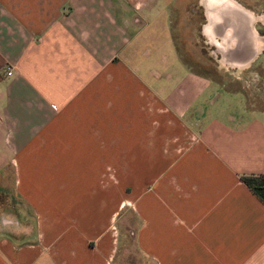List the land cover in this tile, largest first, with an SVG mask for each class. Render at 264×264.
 <instances>
[{
    "label": "crops",
    "instance_id": "0c3cea01",
    "mask_svg": "<svg viewBox=\"0 0 264 264\" xmlns=\"http://www.w3.org/2000/svg\"><path fill=\"white\" fill-rule=\"evenodd\" d=\"M261 59L238 0H0V264H264Z\"/></svg>",
    "mask_w": 264,
    "mask_h": 264
},
{
    "label": "rangeland",
    "instance_id": "374dc122",
    "mask_svg": "<svg viewBox=\"0 0 264 264\" xmlns=\"http://www.w3.org/2000/svg\"><path fill=\"white\" fill-rule=\"evenodd\" d=\"M193 1H196V0H193ZM238 1L252 8L254 12L258 14L264 11V0H238ZM163 26L165 27V25ZM160 30H162V39L158 42L147 40L143 43V47L146 46L151 51L155 50L154 48L156 47L158 48L159 51L165 50V52L170 53V50H169L170 42L168 40V35H166L165 33L166 30L164 28H160ZM140 60L141 59H138L137 62H140ZM155 60L156 59L153 57H147L144 61L145 63H149ZM212 61H213L212 62L213 64L216 63V61L213 60V58H212ZM171 63H176V60L174 57L169 59V62L167 65L170 66ZM247 76H244L243 78H241V80H243L246 87L250 89L248 90V98L250 102H252V104H254L257 107L264 106V61L262 62V59H261L260 62H257L256 67L254 68V72L251 73L248 77ZM220 100H222V98H218L217 101H220ZM0 193L2 194L3 192L0 191Z\"/></svg>",
    "mask_w": 264,
    "mask_h": 264
},
{
    "label": "trees",
    "instance_id": "16d2710c",
    "mask_svg": "<svg viewBox=\"0 0 264 264\" xmlns=\"http://www.w3.org/2000/svg\"><path fill=\"white\" fill-rule=\"evenodd\" d=\"M242 179L264 201V174L242 175Z\"/></svg>",
    "mask_w": 264,
    "mask_h": 264
},
{
    "label": "built area",
    "instance_id": "2783aa9c",
    "mask_svg": "<svg viewBox=\"0 0 264 264\" xmlns=\"http://www.w3.org/2000/svg\"><path fill=\"white\" fill-rule=\"evenodd\" d=\"M10 72H11L10 70L7 71L8 74H9Z\"/></svg>",
    "mask_w": 264,
    "mask_h": 264
},
{
    "label": "flooded vegetation",
    "instance_id": "af4514ba",
    "mask_svg": "<svg viewBox=\"0 0 264 264\" xmlns=\"http://www.w3.org/2000/svg\"><path fill=\"white\" fill-rule=\"evenodd\" d=\"M261 31V30H260Z\"/></svg>",
    "mask_w": 264,
    "mask_h": 264
}]
</instances>
